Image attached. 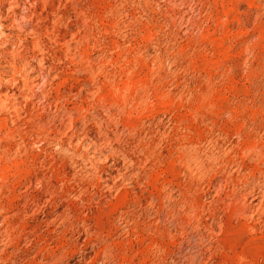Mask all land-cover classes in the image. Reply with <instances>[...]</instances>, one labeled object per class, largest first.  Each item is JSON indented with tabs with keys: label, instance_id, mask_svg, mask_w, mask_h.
Masks as SVG:
<instances>
[{
	"label": "rangeland",
	"instance_id": "obj_1",
	"mask_svg": "<svg viewBox=\"0 0 264 264\" xmlns=\"http://www.w3.org/2000/svg\"><path fill=\"white\" fill-rule=\"evenodd\" d=\"M0 264H264V0H0Z\"/></svg>",
	"mask_w": 264,
	"mask_h": 264
}]
</instances>
